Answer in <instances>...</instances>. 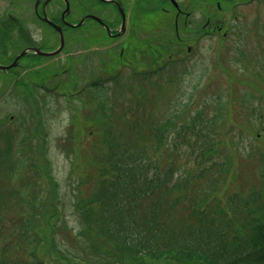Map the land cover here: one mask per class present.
I'll use <instances>...</instances> for the list:
<instances>
[{
    "label": "rangeland",
    "instance_id": "1",
    "mask_svg": "<svg viewBox=\"0 0 264 264\" xmlns=\"http://www.w3.org/2000/svg\"><path fill=\"white\" fill-rule=\"evenodd\" d=\"M68 1L70 15L67 20L70 22H77L87 13L102 17L111 23L116 18L113 7L101 5L97 0ZM34 3L35 0H0V65H9L29 44L36 45L45 52L57 50L58 35L52 28L33 18ZM242 4L243 6L232 10L231 15L232 11L225 9L227 5H220L225 10L218 13L212 8L215 16L229 25L226 37H222L221 33L214 37L201 36L192 44V52L185 55L187 60L184 63L177 61L163 69L161 74L148 77L145 81L137 72L132 75L120 67L118 51L121 44L118 47L119 43L116 44L115 39L107 38L105 32L95 23L86 20L81 27L69 29L61 23L63 4L55 1L48 5L52 11L48 9L51 12L48 17L62 28L64 46L59 53L51 57L24 54L16 65L8 70H0V148L10 143L13 150L16 149L14 147L23 150L19 157L28 155L19 176L3 178L1 186H5L6 193L13 189L15 194L24 191V194H29L30 199L35 197L36 205H39L41 199L48 198V191L43 183L45 180L39 181L34 168L46 165L48 169L49 164L47 171L52 174L58 185L61 206V219L56 221L59 222L56 232L55 227L49 230L47 226L43 229L44 235L39 231L40 239L45 240L42 243L43 256L51 260L50 263L61 264L50 243L53 233L56 242L57 238L59 239L58 246L65 249L75 248L73 244H76L74 239L79 224L73 203L76 196H79L78 193L80 197L90 194L95 186V175H98L100 165L97 162L95 166L94 162L89 163L87 160L95 155L89 148L90 143H101L104 126L109 122L115 131L121 129V126L114 122L115 117L124 115L128 107L133 108L134 113H126L135 119L134 122L143 116L140 120L143 124L140 125L144 133L150 124H159L172 115L174 118L171 120L175 125H180L182 118L189 121L193 114L196 115L200 111L208 117L216 116L219 119L216 124L218 133L215 136L220 138L218 147L224 155L234 160L233 165L226 167L223 172H217L214 167L204 169L198 174L199 170L190 161L188 151L182 149L188 147L183 146L177 151L168 150L174 160H177L173 162L175 172L169 184H175L176 189L168 191L164 198L163 218L166 216L169 221L171 219L173 226L183 225V222L191 221V209L198 210L194 213L195 218L200 209H204L203 218L213 227L224 229L225 235L235 233L229 218H233L234 223L238 225L245 222L246 215L254 218V214H249L250 208L260 205L256 215L260 217L261 222L264 220V123L259 125L249 115L248 103L244 102L241 96L244 92H251L254 95L252 101L264 106V73L262 79L257 77L258 73L241 75L236 71L229 53L233 48L247 46L251 58L264 57V34H255L254 30H250L263 27L264 3ZM208 9L211 10V5H199V10ZM154 15L156 16H152L149 22L162 36V39L157 38L154 29V39L163 42L164 36L165 41L173 40V34L168 30L170 23L165 20V16ZM9 16L20 20V28L26 33L22 35L16 28L12 31L6 24L10 22ZM202 18L201 12L200 16L196 15L197 20L201 21ZM140 21L145 22L144 15L140 16ZM139 34L143 35L144 29ZM99 46L101 48H98ZM133 47L142 46L137 42ZM171 51H174V47ZM233 52H236V49ZM174 55L177 56V53ZM139 56L137 54L135 60H138ZM127 61L131 65L132 61ZM136 67L140 70V66ZM93 83L97 86L92 87ZM140 87L144 90V100L140 97ZM218 93L222 95L219 104L212 99ZM204 101H207V104ZM99 102H103L107 106L105 109L110 110L108 113L112 121L99 122L102 120ZM140 103L144 108L140 107ZM32 121L39 123L38 132H35V128H30ZM239 135L242 141L236 146L233 139ZM133 139L138 142L134 135ZM250 141L252 153L248 151ZM140 146L148 148L147 152L152 158L156 157L158 166L163 171L166 157L170 153L157 155L149 149V145ZM99 149H102V145ZM44 173L46 174V168ZM44 178L47 179L46 175ZM256 192L258 195L253 197L248 207L243 206L239 212L231 210L233 206L240 204L241 198H248ZM183 194L187 198L188 195L192 196L191 203L187 202L188 199L183 200ZM176 201L178 202L175 204ZM22 205L24 204L21 202L15 203L10 198L7 199L5 195L0 203V211L3 212L0 214H5L4 217L10 219H19L24 209ZM27 210L31 212L32 209ZM56 215H53V211L47 214L52 221L56 220ZM226 225L229 226L225 227ZM19 226H7L0 234V244L8 241L12 244L5 253L7 260L25 258V252L22 250L25 244L21 245V240L17 239ZM35 229L38 230L37 227ZM242 234L248 235L247 227ZM224 240L227 250L223 252L222 259L226 262L236 261L237 253L234 248L237 241L231 239V236L225 237ZM17 243L21 245L18 248L15 246ZM161 263L173 264L167 259Z\"/></svg>",
    "mask_w": 264,
    "mask_h": 264
},
{
    "label": "trees",
    "instance_id": "2",
    "mask_svg": "<svg viewBox=\"0 0 264 264\" xmlns=\"http://www.w3.org/2000/svg\"><path fill=\"white\" fill-rule=\"evenodd\" d=\"M155 9L156 7L151 11L147 10V14H142L146 22L150 23L152 16H156L154 15L156 14ZM136 22L139 24V19ZM6 24L12 31L14 28L17 29V25L11 20ZM258 32L264 34V25L261 28H254V33L258 34ZM174 41L179 42L176 39ZM163 42H159L161 46H173L168 40ZM151 47L156 50L157 42L153 41ZM234 49L236 52H233ZM233 50L229 53L234 66H236V71L241 75L258 73L257 77L262 79L264 57L261 59L251 58L247 46H240ZM163 59L158 58V55L149 59L152 71L141 74L143 81L149 77L148 73H151V77L157 76L162 73L163 69L176 63L163 61ZM177 60L184 63L187 59L177 57ZM95 86L97 84L93 83L92 87ZM139 91L140 97L144 100L142 87ZM221 96L218 93L212 99L219 104V101H222L220 100ZM241 96L244 102L248 103L249 115L259 125H262L264 123V106L252 101L254 95L251 92H244ZM248 99L249 101H247ZM204 103L207 104V101ZM139 105L144 108L141 103ZM105 107L107 106L103 102H99L102 114V120H98L99 122L107 123L113 120L108 113L110 110ZM124 112V115L116 116L114 121L121 126V129L115 131L109 122L104 126L105 131L102 134L101 143L97 145L90 143L89 148L95 155L87 160L89 163L94 162L95 166L98 162L100 164L99 172L98 175H95V186L90 194L87 197H80V193H78L79 196H76L73 203L79 224V230L74 239L76 244H73L75 248L65 249L58 246L59 239L57 238L56 242L54 233L52 238L50 237V243H52L54 253L59 257V262L61 264H163L161 261L167 259L173 264H264V220L261 222L260 217L256 215V211L260 210V205L257 208H250L249 214H254V218L246 215L245 222L234 226L235 233L229 235H225L224 229L219 230L206 221L208 226L202 224L194 227L191 222L173 226L170 223L171 219L169 221L166 216L163 218L165 215L164 198L168 191L176 189L175 184L170 186L169 184L172 181L173 172H175L173 162L177 160H174L168 150L177 151L183 146L188 147L182 149L188 151L190 161L199 170L198 174L204 169L209 170L214 167L217 172H223L226 167L229 168L233 165V158L224 155L221 148L218 147L220 138L215 137L218 133L216 131V124L219 123L218 117L212 115L208 117L200 111L196 115L190 116L189 121L182 118L181 124L175 125L171 120L174 118L172 115L159 124H153V126L150 124L144 133L141 127L143 121H140L143 116L134 122L135 119L129 115L134 113L133 108L128 107ZM37 124H39L37 121L30 123V128H35V132H38ZM132 135L138 138V142L132 140ZM233 140L237 146L242 141V137L239 135ZM142 144L149 145V149L157 155L164 152L170 153L166 157L163 171L158 166L156 157L152 158L147 152L148 148L140 146ZM101 145L102 153V149H99ZM14 148L16 149L13 150L10 143L0 148V203L6 195L7 199L10 198L15 203L24 204L22 205L24 209L22 215L16 220L4 217L5 214H0V234L5 231L7 226L15 228L20 225L17 229V239L21 240L19 242L21 245L25 244L22 249L25 252V258L14 261L5 259V253L12 245L11 241H8L0 244V264H56L50 263L51 260L44 258L42 243L45 240L40 239L39 231L41 230L44 235L45 226L49 230L55 227V232L59 227V222H56L61 219L58 185L52 174L47 171L49 169V164H47L48 169L46 165L34 168L39 181L45 180L43 183L48 191V198L41 199L39 205L34 202L35 197L30 199L29 194H24V191L15 194L13 189L6 193L5 186H1L2 181L6 178L11 179V177L19 176L20 170H23L22 165L28 158V155L19 157L23 150L18 147ZM248 151L253 152L251 141ZM13 155L15 156L13 157ZM38 163L42 164L41 161ZM45 168L46 174L44 173ZM45 175L49 182L44 178ZM81 185L82 182L78 184L79 187ZM184 195L183 200L188 199L187 202L191 203L190 197L192 196L188 195L187 198ZM255 195L258 193H252L248 198H241L240 204L233 206L231 210L236 212L243 206L248 207ZM27 209L32 210L30 212ZM52 211L53 215L59 214L56 215L55 221L47 216ZM190 212L193 219L195 210L191 209ZM0 213L3 212L0 211ZM37 214L38 217H36ZM245 227H247L248 235L242 234ZM227 236H231V239L238 236L246 239L245 241L239 239L234 248L237 253L235 262H226L222 259L227 246L220 241ZM21 245L17 243L15 246L18 248Z\"/></svg>",
    "mask_w": 264,
    "mask_h": 264
},
{
    "label": "flooded vegetation",
    "instance_id": "3",
    "mask_svg": "<svg viewBox=\"0 0 264 264\" xmlns=\"http://www.w3.org/2000/svg\"><path fill=\"white\" fill-rule=\"evenodd\" d=\"M243 0H114L116 5H119L120 8L124 11L126 20L124 24V32L122 36L119 38L123 37L124 35L127 36V40L123 42V45L120 46L119 52L122 54L127 48L131 49V44H133L136 35H137V28H136V23H135V16L139 14H147V10H152V6L150 5H161L162 11L173 14L174 17V26H175V31L178 32V19L179 17L182 18V22L184 26H190L193 25L192 28L193 30L190 31L192 33L191 38H193L198 32L197 24L195 22H192L190 19L192 14L194 13L195 10L199 8V5H243L242 4ZM101 5H111L113 8L116 9L114 4L112 3H100ZM39 6L41 5V8L39 9V13L42 14L43 10L46 13L48 9V5H50V2L45 4V0H41L40 3L38 4ZM45 5V6H42ZM166 5L171 6V11ZM117 10V9H116ZM115 24V23H114ZM209 19L206 20L203 26L207 28V25H209ZM219 21L216 20L213 23V27L215 30L220 29L219 26ZM109 25V24H108ZM116 25V24H115ZM122 27L121 26V18L119 15V27L118 28H113L114 34L118 32V29ZM111 28V27H110ZM190 38V37H189ZM120 41H118L119 43ZM132 50V49H131ZM190 50V47H188V51Z\"/></svg>",
    "mask_w": 264,
    "mask_h": 264
},
{
    "label": "water",
    "instance_id": "4",
    "mask_svg": "<svg viewBox=\"0 0 264 264\" xmlns=\"http://www.w3.org/2000/svg\"><path fill=\"white\" fill-rule=\"evenodd\" d=\"M65 3H67V2L65 1ZM66 12H68V5H66ZM121 15H122V18H123V13H122V12H121ZM88 17H91V18L95 19L97 22L101 23V24L106 28V26L101 22L100 19L96 18L95 16H88ZM42 19H43V21L48 22V23H49V24H50V25H51V26L57 31V33H58V35H59V47L57 48V50H55V51H53V52H42V51H40V50H38V49H36V48H31V49H32L36 54H39V55L49 56V55L56 54L57 52H59V51L62 49V47H63V43H64V39H63V35H62L61 28H60L59 26L55 25L54 23H52L51 21H49L46 17H43ZM83 21H84V19H82V20H81L79 23H77L76 25H71V24H68V23H66V22H65V24H66V25H70V26H72V27H78V26H80V25L83 23ZM25 52H26V50L23 51L22 53H20V54L14 59L13 63H11L10 65H7V66L0 65V69H8V68H10V67L16 65L18 59H19V58H20Z\"/></svg>",
    "mask_w": 264,
    "mask_h": 264
}]
</instances>
